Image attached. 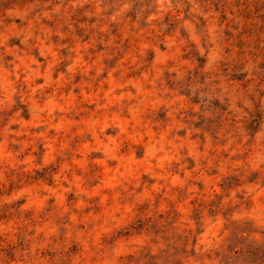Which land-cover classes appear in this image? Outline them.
Wrapping results in <instances>:
<instances>
[{
    "label": "rangeland",
    "instance_id": "rangeland-1",
    "mask_svg": "<svg viewBox=\"0 0 264 264\" xmlns=\"http://www.w3.org/2000/svg\"><path fill=\"white\" fill-rule=\"evenodd\" d=\"M0 264H264V0H0Z\"/></svg>",
    "mask_w": 264,
    "mask_h": 264
}]
</instances>
